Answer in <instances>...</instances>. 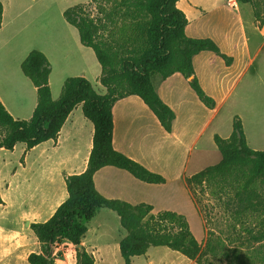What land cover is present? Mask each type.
<instances>
[{"label": "crops", "instance_id": "crops-1", "mask_svg": "<svg viewBox=\"0 0 264 264\" xmlns=\"http://www.w3.org/2000/svg\"><path fill=\"white\" fill-rule=\"evenodd\" d=\"M0 1L3 7L0 101L14 119L28 120L37 104L36 88L20 68L32 49L41 51L50 63L48 84L53 100L59 98L64 80L71 76H83L97 93H105L99 82L100 64L93 50L80 42L77 29L64 19L65 7H60L59 0L40 3L45 12L56 6L55 18H39L31 13L40 0ZM230 1H176V7L187 19L185 34L210 38L223 54L231 57V62L226 64L219 55L204 50L192 58L194 75L204 92L215 100V106L206 107L188 79L178 72L163 79L159 75L152 78L160 99L175 115L169 132L138 95L117 99L112 106V147L162 176L164 182H145L127 170L106 165L93 174L94 187L104 197L130 204L147 203L152 205L153 212L175 211L190 222V218L199 219V208L187 177L220 160L214 135L229 137L233 118L238 116L247 145L259 150L255 144L261 142L263 135L253 138L251 146L244 128L246 114L241 108L248 107L250 117L254 118L252 122L260 123L261 112L256 109L264 107V65L260 60L264 55V24L257 25L250 3ZM255 131L257 136L260 129ZM93 132L92 122L78 104L68 114L56 138L31 148L22 142L12 149L1 147L0 187L4 196L0 204L18 205L16 219L29 227L31 223L46 221L68 196L65 178L85 170ZM6 150L16 155L8 157ZM101 209L87 222L81 238L80 244L86 251L92 250L91 246L95 250L100 248L92 236H98L99 232L98 222L94 220L97 213H107ZM89 233L92 236L87 238Z\"/></svg>", "mask_w": 264, "mask_h": 264}, {"label": "trees", "instance_id": "trees-1", "mask_svg": "<svg viewBox=\"0 0 264 264\" xmlns=\"http://www.w3.org/2000/svg\"><path fill=\"white\" fill-rule=\"evenodd\" d=\"M176 1L89 0L65 8L64 19L77 29L80 42L93 50L100 64L99 82L105 93H97L85 77L71 76L64 80L59 98L53 100L48 84L50 63L41 51L30 50L20 68L36 88L37 104L28 120H18L0 101V148L12 149L18 142L31 148L56 138L68 114L81 104L83 115L94 127L87 166L83 172L65 178L68 196L54 213L44 222L30 224L40 241L53 244L66 239L78 244L97 209L106 208L116 213L125 230L118 243L124 264H132V257L144 255L151 246L168 247L198 264H264L263 256L249 260L240 249L243 243L264 241V149L247 145L238 116L233 118L229 137L214 135L220 160L188 176L187 184L195 201L196 187L205 190L208 200L230 201L229 226L234 231L245 230L243 237L234 231L222 237L207 228L201 249L185 215L171 210L154 213L150 204L106 198L94 187V172L106 165L127 170L145 182H164L162 176L112 147V106L117 99L138 95L169 132L175 115L160 99L152 78L159 75L163 79L178 72L188 79L206 107L215 106V100L204 92L194 75L192 58L204 50L219 55L226 64L231 57L223 54L212 39L185 34L187 19ZM237 1L250 3L257 25L264 24V7L258 0ZM2 10L0 1V24ZM203 218L206 225L204 214ZM238 241L245 242L239 246L235 244ZM77 257L78 264H96L84 249H78ZM27 262L52 264L39 252L29 253Z\"/></svg>", "mask_w": 264, "mask_h": 264}, {"label": "rangeland", "instance_id": "rangeland-1", "mask_svg": "<svg viewBox=\"0 0 264 264\" xmlns=\"http://www.w3.org/2000/svg\"><path fill=\"white\" fill-rule=\"evenodd\" d=\"M88 1L89 0H59V5L60 7L66 8L77 3H87ZM46 2L47 0H40L38 6L34 7L31 13L37 14L36 16H39V18H55L56 6L50 11H42L40 3ZM258 2L264 7V0H258ZM89 8H93V6ZM260 60L263 67L264 55L260 56ZM262 102H264L263 99ZM251 105H255V103L252 102ZM247 108L248 107L242 106L241 109H243L248 119L244 120V128L246 129L248 140L252 146V139L258 138L261 133L263 135L262 140L255 144V146L257 149L262 150L264 149V107L258 106L256 109L257 112H261L260 116L258 113V119L261 117V121L258 124L252 122L254 118L250 117V112ZM256 128L260 129L257 136L255 131ZM0 130L2 131V129ZM4 153L7 154L8 157L16 155V153L14 155L9 150L4 151ZM36 180L37 179H34V181ZM0 191L1 197L4 196L3 187H0ZM193 191L197 199L196 202L198 203L199 219L190 218L189 224L192 232L200 243L201 249L204 246L207 228L213 229L216 234L222 237L230 233L234 234L233 228L229 226L232 211L231 206H229L230 201L227 199L220 201L208 200L203 188L199 189V187H196L193 188ZM32 206L35 207V205ZM29 208H31L30 205ZM101 210H105L107 213H101V211H99L94 219L98 222L99 226L98 236H92L91 233L87 235V238L91 236L95 238L96 247L100 248L99 250H95L94 246H91L92 250L87 252L92 254L96 264H124L118 250V239H120L121 235H125V230L121 227L115 212L106 208H102ZM18 213V205L8 203L5 207V205L0 204V264H28L27 256L31 252L44 253L48 256L52 264H78V249L82 250L80 242L75 244L71 241L60 240L53 244L43 243L33 234L29 224H25L24 221L16 219L19 215ZM203 214L207 220L206 225L203 222ZM234 232L235 234H240V237H243L246 233L245 230L242 229H237ZM226 241L228 242V240ZM240 242L245 241H238L235 244L239 245ZM240 247L241 252L247 255L249 260H255L258 259L257 257L262 256L264 258V241L254 244L243 243ZM131 262L132 264H198L195 260L188 259L181 253L165 246H151L144 255L132 257Z\"/></svg>", "mask_w": 264, "mask_h": 264}, {"label": "built area", "instance_id": "built-area-1", "mask_svg": "<svg viewBox=\"0 0 264 264\" xmlns=\"http://www.w3.org/2000/svg\"><path fill=\"white\" fill-rule=\"evenodd\" d=\"M228 2H229V0H228ZM230 2H233V1L231 0Z\"/></svg>", "mask_w": 264, "mask_h": 264}, {"label": "water", "instance_id": "water-1", "mask_svg": "<svg viewBox=\"0 0 264 264\" xmlns=\"http://www.w3.org/2000/svg\"><path fill=\"white\" fill-rule=\"evenodd\" d=\"M191 77H189V79H190ZM79 246H80V244H79Z\"/></svg>", "mask_w": 264, "mask_h": 264}]
</instances>
